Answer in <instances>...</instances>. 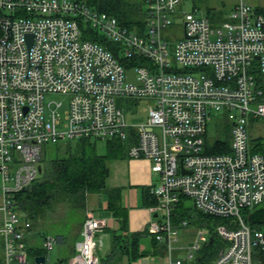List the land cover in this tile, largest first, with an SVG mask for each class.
<instances>
[{"label": "built area", "instance_id": "1", "mask_svg": "<svg viewBox=\"0 0 264 264\" xmlns=\"http://www.w3.org/2000/svg\"><path fill=\"white\" fill-rule=\"evenodd\" d=\"M231 1L228 21L216 29L199 11L184 13L183 0H145L139 34L79 0H0V264H35L39 256L50 264L59 241L43 236L31 253L32 223L16 196L39 177L45 144L80 139L120 140L130 159L151 162V211L158 217L149 233L170 264L195 260L207 242L200 232L184 258H173L183 198L229 221L217 232L228 244L212 264L264 263V225L252 227L242 216L264 204V154L254 152L248 131L250 121H264V90L256 81V74L264 77V12ZM177 22L184 38L173 47L164 34ZM90 33L117 44L133 67L87 39ZM131 69L139 85L128 82ZM53 95L69 98L63 122L62 105L47 100ZM220 113L232 120L231 151L207 154L204 137ZM105 228L87 211L65 264H102Z\"/></svg>", "mask_w": 264, "mask_h": 264}, {"label": "trees", "instance_id": "2", "mask_svg": "<svg viewBox=\"0 0 264 264\" xmlns=\"http://www.w3.org/2000/svg\"><path fill=\"white\" fill-rule=\"evenodd\" d=\"M79 1L85 3L92 10L106 13L116 18L120 25L136 33H144L145 0ZM260 11L264 12V9ZM87 39L99 43L111 51L124 67H133L127 59L120 55L119 46L103 35L90 33ZM256 81L264 90L263 76L256 74ZM99 142L106 144V153L104 155H100L97 152ZM256 142L259 150L264 152L263 144L259 140H256ZM73 143H75L74 147ZM48 144L51 147L52 154L47 156L44 153L40 164L39 177L24 192L16 196L19 210L28 217L34 210L49 207L53 201H61L68 203L72 209L80 211L85 208L89 195L106 194L109 198L110 211L116 216H120L121 191L108 188L106 171L111 160L127 157V144L116 139H80ZM205 148L207 154L229 153L231 151V142H216L214 147L206 145L205 142ZM149 190L150 188L144 192L145 205L154 206L156 199L150 194ZM178 209L175 212L176 215L178 214ZM243 212H249L250 217H245V219L250 226L259 227L264 225L263 208L252 211L245 210ZM208 217L216 218L209 215ZM216 219L218 220V218ZM174 221H177L176 218H174ZM226 221L229 223L225 219ZM140 238V235L129 233L125 236H114L113 255H115V260L119 259V257H127L128 262L131 264L146 255L147 253L140 251ZM57 239L60 244L66 241L62 236L57 237ZM211 240L212 242H210ZM153 244L159 252L165 248L161 245L158 246L159 243L156 242L155 238L153 239ZM221 249L216 245V234H212V237L202 246L192 264H212ZM30 251L33 253L34 249L31 247ZM74 253L75 250L71 255ZM261 255L264 260V254ZM68 259L60 260L57 264H65Z\"/></svg>", "mask_w": 264, "mask_h": 264}, {"label": "rangeland", "instance_id": "3", "mask_svg": "<svg viewBox=\"0 0 264 264\" xmlns=\"http://www.w3.org/2000/svg\"><path fill=\"white\" fill-rule=\"evenodd\" d=\"M262 3L264 6V0H262ZM214 6H220L217 0H183L180 9L184 11V13L198 9L200 13L206 15L210 19L214 28L218 29L221 28L223 23L228 21V16L223 12H215L212 10L217 9ZM179 18H182V15H180ZM164 35L167 41L174 47L184 38L182 23L177 22L174 27L166 30ZM47 100L48 102L54 104L53 108H56L55 104L62 105L59 109H57V113L59 114L61 121H65L69 98L64 95H53ZM138 109L140 111V116L142 117L146 113L145 110L147 109V103L145 101L141 102ZM231 128L232 120L228 118L227 114L224 115L223 113H220L219 117L213 118L209 122L208 131L204 137L206 145L214 147L216 142H231ZM248 131L254 152L263 154L264 152L259 150V147H257L256 140H259L263 144L264 148V121H250ZM74 144L75 143H73V147ZM97 152L100 155H104L106 153V144L104 142L98 143ZM44 153L47 156L52 154L49 144L44 145ZM2 186L3 181L0 176V205L2 203ZM67 205L69 204L66 202L53 201L49 207L34 210V212L28 215V219L32 223V230L28 235L29 246L33 248H40L42 246L43 236H64L66 239L63 244L59 243L55 245L54 249L50 251V264H57L61 259H67L69 256L74 255H71V253L78 238L77 234L81 215L79 210L67 208ZM262 208L264 209V204L262 205ZM242 216L244 218L250 217V214L249 212H243ZM176 220V222L174 221V226L178 232V242L175 246L182 248L174 251V254L180 251L182 255H185L187 248L189 245L194 243L200 232L205 234L206 241L210 240L212 234H216V245L218 248H224L228 244L226 240L217 236L219 227L228 226V222H225V219L218 218L217 220L216 218L208 217V215L194 207V203L191 199L183 198L182 204L178 209V214L176 215ZM183 222L187 223L186 227H183ZM104 238L105 237H103V239L100 238L102 242L101 250L103 256L107 254L108 249L107 242ZM76 245L74 250L76 249Z\"/></svg>", "mask_w": 264, "mask_h": 264}, {"label": "crops", "instance_id": "4", "mask_svg": "<svg viewBox=\"0 0 264 264\" xmlns=\"http://www.w3.org/2000/svg\"><path fill=\"white\" fill-rule=\"evenodd\" d=\"M246 1L256 11L264 9L262 0ZM217 2H219L220 6H214L217 9L212 10L215 12H223L228 16L233 8L232 1L217 0ZM194 10L198 11V9ZM156 179L157 176L151 172V162L147 160L130 159L128 156L121 159L111 160L108 164L107 186L112 190L121 191V207L119 211L121 214L120 216H116L110 211L109 198L106 194L89 195L85 208L80 210L81 218L77 234L78 238L74 244L72 252H74L75 245L80 240V233L86 217V212L90 211L93 212L97 218L104 220L106 223V228L101 234V239L105 237L104 239L108 246L107 254L103 256L102 250L98 253L102 264H130L127 257H119V259L115 260V255H113L114 236H125L128 233L140 235V251L147 253L138 260L133 261L131 264H170L169 257L166 255V248L159 252V250L154 247V237L149 233V225L151 221L157 218H154V214L156 213L151 211L153 206L145 205L144 192L150 188V185ZM66 207L72 209L70 205H67ZM22 214L25 215L24 213ZM160 245L161 244H158V246ZM191 245H189V247ZM177 248V250H179L182 247ZM184 256L185 255H182L180 251L175 254L173 252L174 259L184 258ZM70 257L71 256L68 258ZM194 261L195 260L188 262L187 264H192Z\"/></svg>", "mask_w": 264, "mask_h": 264}, {"label": "water", "instance_id": "5", "mask_svg": "<svg viewBox=\"0 0 264 264\" xmlns=\"http://www.w3.org/2000/svg\"><path fill=\"white\" fill-rule=\"evenodd\" d=\"M28 39H29V42L31 43L32 42V36H29ZM127 79H128V82H132L136 85H139V83L136 81L134 70L131 69V70L127 71ZM39 170H41V169H39ZM106 176H108V170L106 171ZM23 191H25V190H23ZM194 207L197 208L196 204L194 205ZM157 217H158V214L157 213L154 214V218H157ZM210 242H212V240ZM221 253L222 252H220V254ZM43 263H45V257L44 256H39V257L35 258V264H43Z\"/></svg>", "mask_w": 264, "mask_h": 264}]
</instances>
